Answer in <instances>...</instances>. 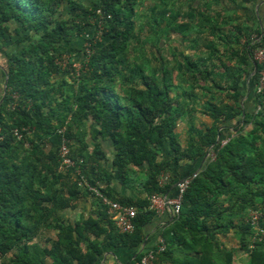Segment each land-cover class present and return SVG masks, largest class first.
I'll return each mask as SVG.
<instances>
[{
	"label": "trees",
	"instance_id": "16d2710c",
	"mask_svg": "<svg viewBox=\"0 0 264 264\" xmlns=\"http://www.w3.org/2000/svg\"><path fill=\"white\" fill-rule=\"evenodd\" d=\"M138 2L0 0V51L8 63L3 71L8 86L0 105V264H97L106 245L140 248L155 217L149 197L170 193L178 180L195 173L179 217L170 228L160 229L167 249L154 264H234L239 250L248 257L247 264H264V244L250 248L255 229L248 219L250 211L261 212L264 229V87L258 93L260 67L254 64L253 51L260 43L252 37L264 32L239 25L243 52H231L238 56L239 67L229 66L224 75L218 71L222 64L180 53L181 82H176L170 68L164 67L160 76L157 67L131 60V43L138 39ZM159 2L163 9L160 4L150 9V21L157 23L152 29L164 30L170 39L191 28L189 22L178 23L181 8L173 9L168 0ZM187 5V17L193 20L194 10ZM156 39L158 44L163 40ZM235 40L240 43L238 35ZM16 44L19 49H14ZM75 53L81 55L78 74ZM64 54L71 59L66 70L57 64ZM213 88L221 92L219 97L210 95ZM224 91L227 100L221 96ZM247 91L254 110L242 100ZM196 108L213 120L211 126H196ZM67 121L66 138L79 176L75 168L59 171V131ZM179 122L188 126L186 146L177 132ZM88 138L97 143L92 153ZM100 139L112 142L117 151L111 173L101 164L105 153ZM185 160L199 161L200 166L187 176L176 175ZM163 173H173L164 187L159 183ZM84 177L106 197L136 208L133 233L119 232L105 207L99 212L101 220L72 225L57 219L60 209L81 193ZM112 180L142 189L147 198L118 196L110 187ZM43 231L55 235L34 242ZM231 233L239 239L238 248H228L220 239ZM148 250L138 251L127 264H136Z\"/></svg>",
	"mask_w": 264,
	"mask_h": 264
},
{
	"label": "crops",
	"instance_id": "0c3cea01",
	"mask_svg": "<svg viewBox=\"0 0 264 264\" xmlns=\"http://www.w3.org/2000/svg\"><path fill=\"white\" fill-rule=\"evenodd\" d=\"M162 1V0H161ZM178 1V0H177ZM191 4L192 9L194 10L193 20H190L187 17L188 5ZM177 10L181 8V17L178 19V23L187 24L188 22L191 24V28L183 31L176 32V47L178 52L185 53L190 56L192 59L200 61L202 59L209 60L208 62L211 64H222V69L220 74L224 75L225 70L228 67H239L238 56L232 55V51L239 50L243 52V36L242 33L239 34L237 28L239 25L242 27H249L253 29L260 28L264 32V0H250L249 2L244 0H179L177 2ZM179 16V14H177ZM217 26L215 30L213 27ZM161 31H163L161 29ZM240 37V43L235 40V36ZM224 39H221L222 37ZM236 42V43H235ZM166 42L164 40L161 41V46L164 47ZM212 46L214 48L212 49ZM168 49V48H167ZM216 49L214 57L211 55L212 51ZM6 51V50H5ZM79 56V63L81 62V55ZM6 54L4 50L0 51V105L4 102V76L3 71L8 67ZM239 62V61H238ZM221 78V76H220ZM217 76L216 80H220ZM226 81L223 82V86H227ZM229 85V84H228ZM215 97H219L221 92L215 88L212 90ZM223 99L227 100L228 94L227 91L223 93ZM242 100L246 102V107L254 110L253 105H249L250 96L249 92L242 97ZM242 101V106H243ZM200 109V108H199ZM201 110V109H200ZM200 113V112H199ZM201 114V113H200ZM208 119V123H204L201 120L200 126L198 128H204V126H211L213 120L208 116H203ZM235 124V121L231 123ZM230 123H226L224 129H228ZM203 126V127H202ZM178 132V131H177ZM180 134V132H179ZM89 152H93L95 150L96 142L92 143L90 138H88ZM99 144L101 145L102 151L105 153V160L101 159V164L103 168H107L108 172L111 173L114 170L113 160L117 153L115 150V146L112 142L108 140H99ZM184 146V145H183ZM200 166L199 161L197 162H189L185 160L181 163L179 168L177 169V173L179 176H187L189 173L193 172ZM142 167L143 169H146ZM200 169V168H199ZM78 176V175H76ZM173 177V173L171 174V178ZM90 184L86 177L81 180V193L77 198L72 199V204L66 208L60 209L59 214L57 215V219L59 221L69 224H76L82 220H88L90 218H94L96 220H101L99 212L104 210V205L101 203L100 199L97 198L93 194L86 193L83 189ZM98 185L101 188H106V183L100 182ZM111 189L120 197L133 198V199H145L147 198V193H144L142 189L136 188L135 190H131L123 187L117 180H112L110 184ZM171 193V194H170ZM170 193H167L169 196L173 197L176 195V188L172 189ZM99 199V200H98ZM113 200V199H112ZM172 214L170 210H166L164 213L156 214L154 219L146 226L145 234L146 239L144 240L142 246L136 249H127V248H119L106 245L104 247V254L99 257V261L97 264H127L130 261V257L135 258L136 253L141 251L144 248L152 249L156 248L161 240L164 239L163 235L160 232L161 227L170 228L172 224ZM104 227H107V222L104 221ZM55 235V234H54ZM236 236V235H235ZM93 237H91L92 239ZM100 241L104 239V237L99 238ZM222 243L231 248L228 242V236L221 238ZM224 239V240H223ZM37 240L44 241L41 235ZM34 241V242H37ZM162 264H169L168 262L163 261Z\"/></svg>",
	"mask_w": 264,
	"mask_h": 264
},
{
	"label": "built area",
	"instance_id": "2783aa9c",
	"mask_svg": "<svg viewBox=\"0 0 264 264\" xmlns=\"http://www.w3.org/2000/svg\"><path fill=\"white\" fill-rule=\"evenodd\" d=\"M98 14L101 15V12L98 11ZM102 36V28L98 32L96 39H100ZM255 41L259 42L260 45L253 51V61L254 64L260 67L259 70V90L258 93L261 92L264 87V34L261 36L255 35L253 37ZM91 43H86L85 47H90ZM88 52H90L88 50ZM71 59L69 55L64 54L60 59L57 60V64L61 66L63 70H66L70 63ZM74 69L77 74L81 70V64L78 66L74 64ZM71 118V117H70ZM67 121L66 125L59 131L62 134V144L59 150V171L67 172L71 168H75V174L81 175V169L76 165L74 159L72 158L70 152L71 148L69 142L67 140L66 132H67ZM14 133L17 137H22V132L18 129L14 130ZM1 134V130H0ZM1 137V135H0ZM228 140H224L223 144H226ZM212 157L214 155L212 154ZM83 162V160H81ZM80 162V164H81ZM198 173H195L189 177L182 178L178 180L175 184V188L177 193L175 196L171 197L168 194L156 193L149 197L150 200V209L153 210L156 214L164 213L167 209L171 211L172 218L179 217L181 213L183 197L188 189L191 181L196 178ZM171 179V174L163 173L159 179V183L162 187H164L168 181ZM89 187V191L94 193L97 198H99L102 204L105 206L107 214L114 222V225L118 229L119 232L125 233H133L135 230L134 219L137 215V210L134 206L124 205L115 200H112L106 197L102 192H100L96 187L87 185ZM263 215L261 212L252 210L249 214V221L251 226L255 229V233L251 236L250 248H254L257 242H262L264 244V229L261 226V219ZM167 245L165 240H161L156 248H152L148 250L142 258L136 264H154L157 260L159 254H162L166 251Z\"/></svg>",
	"mask_w": 264,
	"mask_h": 264
},
{
	"label": "rangeland",
	"instance_id": "374dc122",
	"mask_svg": "<svg viewBox=\"0 0 264 264\" xmlns=\"http://www.w3.org/2000/svg\"><path fill=\"white\" fill-rule=\"evenodd\" d=\"M167 1V0H166ZM179 1V0H178ZM177 0H168L170 4H172L173 9L176 8L177 6ZM139 5L137 6V16L139 17V20H137V27H136V34L138 36V39L133 40L131 43V49L133 50L131 52V60L135 61V63H141L145 62L150 68L157 67L158 71L160 72V76L162 75V69L165 68H170L172 76L176 79V82H181L180 81V71L178 69V61H180V52H178L176 45V39H175V34L170 37V39H167L162 31L160 30H154L152 29L151 26H154L157 28V23L156 20L150 21L151 17V8L152 5L155 4H160L161 9L162 5L159 0H139ZM174 3L176 5H174ZM160 11V9H159ZM142 26V28H141ZM164 31V30H163ZM161 36L162 39L166 42V46L162 47L161 43L158 44L157 37ZM255 34H253L252 37H254ZM162 41V40H161ZM20 45L16 44L14 46V49H19ZM168 48V49H167ZM157 50H159V53H157ZM154 55H156V59H154ZM75 64L76 66L79 65V57L75 53ZM147 60V61H146ZM237 69V68H236ZM249 82V78L246 80V83ZM184 88L187 89L189 87L188 84H183ZM201 91V89H199ZM198 91V92H199ZM180 92V91H178ZM201 93V92H199ZM222 97L224 95H221ZM200 109L196 108L193 113H195L196 117V126H200L201 120L204 123H208V119L204 118L203 115L200 113ZM203 127V126H202ZM188 126L186 122H179L177 125V131L178 133L180 132V140L181 143L186 146L187 140H188ZM213 154V153H212ZM211 154V156H212ZM225 197V203H228V199ZM228 205V204H226ZM249 219V217H248ZM41 237L43 239L46 238H52L54 237L53 232H45L41 234ZM251 237V236H250ZM223 238V237H221ZM220 238V239H221ZM222 240V239H221ZM224 240V239H223ZM39 243L42 242V240H37ZM228 242L230 243L229 245L232 247H239V239L233 234L228 235ZM250 245V244H249ZM247 256L244 252L238 251V254L235 256V261L234 264H247ZM10 259V255H8L5 260L8 261Z\"/></svg>",
	"mask_w": 264,
	"mask_h": 264
},
{
	"label": "water",
	"instance_id": "95a60500",
	"mask_svg": "<svg viewBox=\"0 0 264 264\" xmlns=\"http://www.w3.org/2000/svg\"><path fill=\"white\" fill-rule=\"evenodd\" d=\"M7 86H8V76H6V79H5V82H4V89L5 90H6Z\"/></svg>",
	"mask_w": 264,
	"mask_h": 264
}]
</instances>
